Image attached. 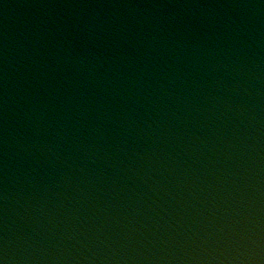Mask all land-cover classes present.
Returning a JSON list of instances; mask_svg holds the SVG:
<instances>
[{
	"label": "water",
	"instance_id": "95a60500",
	"mask_svg": "<svg viewBox=\"0 0 264 264\" xmlns=\"http://www.w3.org/2000/svg\"><path fill=\"white\" fill-rule=\"evenodd\" d=\"M0 264H264V0H0Z\"/></svg>",
	"mask_w": 264,
	"mask_h": 264
}]
</instances>
